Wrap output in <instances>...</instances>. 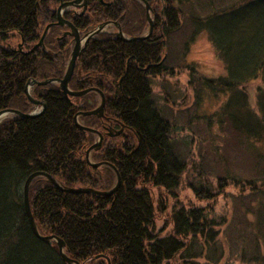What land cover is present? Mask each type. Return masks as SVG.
I'll return each mask as SVG.
<instances>
[{"label":"trees","instance_id":"obj_1","mask_svg":"<svg viewBox=\"0 0 264 264\" xmlns=\"http://www.w3.org/2000/svg\"><path fill=\"white\" fill-rule=\"evenodd\" d=\"M72 1L0 0V112L31 114L35 106L26 94L28 83L64 77L75 40L69 27L57 25V10ZM86 1L82 16L73 10L64 15L82 37L102 24L116 23L128 40L118 38L114 26L90 38L70 88L99 89L106 98L104 118L128 129L112 141L104 136L102 148L92 153L93 159L111 166L91 168L86 152L96 136L81 131L75 117L94 110L99 95L67 97L58 83L32 87L30 95L44 103V111L31 118L11 114L0 122V264H68L56 240L44 242L30 228L24 185L31 174H49L62 189L109 192L116 179L113 168L121 186L110 197L68 193L45 177L31 182L30 207L37 229L43 237L61 239L68 258L80 264L226 263L235 253L225 246L227 220L215 214L214 202L234 188L239 192L234 199L248 201L240 204L244 209L237 215L251 224L254 240L251 249L238 244L234 258L242 264H264V0H208L211 12L191 18L194 33L206 31L226 71L203 79L205 88L226 96L215 114L206 117L207 125L215 124L217 135H232L234 146L245 151L247 164L232 168L228 149L221 156L226 166L215 188L206 181L191 182L203 206L176 207L161 229L158 213H167L168 207L162 195L177 197L173 193L184 182L188 159L178 150L175 126L154 99L151 79L173 74V68L159 64L169 39L182 27V5H196L195 0H146L159 32L143 41H133L148 28L142 2ZM49 25L44 44L35 48ZM14 39L22 47L13 46ZM258 80L253 102L249 89ZM79 122L103 133V118L80 116ZM248 214L254 220H247Z\"/></svg>","mask_w":264,"mask_h":264},{"label":"rangeland","instance_id":"obj_2","mask_svg":"<svg viewBox=\"0 0 264 264\" xmlns=\"http://www.w3.org/2000/svg\"><path fill=\"white\" fill-rule=\"evenodd\" d=\"M81 4L83 5V2ZM194 4L196 5L193 4L182 5V10H183V16H182L183 19L181 21L182 27L178 33L174 34L169 39L168 44L165 46L163 64H166L168 66V69L173 68L174 69L173 74L165 73L164 75H160L159 77L156 76L155 78L152 77L151 79L154 99L156 100L158 107L162 110L165 119L170 121L171 124L175 126L177 132L174 136L177 142L179 143L177 145L178 150L182 153L183 156H185L188 159V169L183 178L184 182L181 188H179L178 191L173 193L176 194L177 197L168 195V193L162 195L164 196V200L167 201L168 207H167V213L166 212L164 214L158 213V218H157L158 229H161L164 225V222L170 219V214L176 207L203 206V203H201L199 199L196 198L191 188L192 183L200 184L206 181V183L212 184L213 187L215 188L216 177L224 173L223 169L226 166L221 163L222 162L221 156L226 155L228 149H230L231 157L229 158V163L232 164V168H236V169L241 168L242 165H240L239 162L244 161V164H247V161H245V151L241 149L238 150L236 146H234V144L231 142V140L233 139L232 135L224 136L223 133L225 132L223 131H220L221 134L217 135V132L215 130L216 125L213 124L212 127H209L207 125L206 117L213 116V113L216 110H218V108L226 99V96H224L223 94L216 95L209 88H205L203 79L220 77L222 75H225L226 71H225V66L222 63V61L219 59L216 50L213 44L211 43L206 31H198L194 33V30L196 29L191 22V18L193 16H201V15L204 16L209 11L211 12V8L208 5V0H195ZM70 10H73L76 14H78L79 12H81V14H85L87 11V7L86 8L84 6L74 7ZM160 13L161 12H159V14ZM62 16L64 21L71 23L70 21L64 18V15ZM150 16L153 27H152V33L149 35L151 26H150V22L147 19V11H146V23L148 28L144 33L145 36L147 35L151 36L154 31L159 32L158 30L159 26H156L157 30L155 28L158 19L153 13L152 6H151ZM159 18L161 19V17ZM64 26L69 27L66 24ZM71 31L72 30L69 27V34ZM117 33H119V30H117ZM39 43L40 41L38 42V44ZM12 44L13 46L19 45V47H22V42L19 39L12 40ZM38 44H36V46ZM41 46L38 45L37 47H41ZM190 67L194 68V73L190 69ZM49 80H55V79H49ZM38 82H44V81H38ZM258 85H260L259 80L255 81V83H253L251 88L249 89L250 92L252 93L251 97L253 102L255 101L256 98ZM90 89L96 90L91 92H96L99 95V103L101 104L102 92L97 88H90ZM90 89H86V90H90ZM70 90L72 89L70 88ZM86 90H82V91H86ZM72 91L82 92V91H74V90ZM28 97L29 99L37 101L33 99L31 95ZM68 97H72V96H68ZM31 103L34 104L35 110L38 111L39 108L37 107V105L32 101ZM100 104L95 109H97L100 106ZM40 114L41 112H39L38 115ZM6 117H8V115ZM90 129L95 130L101 133L102 135H104L102 132H100L97 129H93V128ZM95 136L96 139L94 140L92 145L87 149L86 155L88 154V150L91 147L98 145L100 142L99 135L95 134ZM103 141L104 139H102L101 144L103 143ZM110 141H112V138L110 139ZM227 144H228V148H227ZM219 149L223 151L221 152ZM97 150L93 149L91 151L88 159L89 162L86 157L87 165L94 169H99L102 166L110 167L111 165L106 164V162H104L105 164H103L102 166L95 167V165L102 163L92 158V153ZM113 171L116 174V179L112 190L117 185V180H118L117 175H119V173L116 171L115 168H113ZM55 181L57 182V179H55ZM79 188L92 189L95 192H104L101 190H95L91 187H87V188L79 187ZM79 188H73V189H79ZM238 193H239L238 190L234 188H228L226 190V193L220 196L217 199V201L214 202L215 214L218 217H223L226 218L227 220V225L224 227V232H223V234L225 233L224 235L227 237L225 246L227 249L232 247V251L233 253H235L233 254L232 257H230L231 260L222 264H242L240 261L235 260L236 258H234L238 254L239 247L237 245L240 244L241 246H243V244H249L247 248L251 249L252 244H254V240H252V238L250 237L251 224L250 223L248 224L247 221L243 219V215H237L239 213L238 212L239 208L244 209V207L241 206L242 205L241 203L248 202L245 198H242V200L234 199V196L237 195ZM158 197H159V192L157 191L154 194V198L157 199ZM242 220H243V227L241 226ZM247 220L249 221L254 220L253 214H248ZM236 225H238L240 228H237ZM241 234H246L248 238L243 237ZM224 235L222 237H224Z\"/></svg>","mask_w":264,"mask_h":264},{"label":"water","instance_id":"obj_3","mask_svg":"<svg viewBox=\"0 0 264 264\" xmlns=\"http://www.w3.org/2000/svg\"><path fill=\"white\" fill-rule=\"evenodd\" d=\"M141 2H143V4L145 5L146 7V10H147V19L148 21L150 22V26H151V29H150V32H149V35L152 33V23H151V17H150V12H151V6L150 4L146 1V0H140ZM83 2V5L81 4ZM82 7L84 6L85 8L87 7V1L86 0H74L72 2H69V3H63L60 5V7L58 8L57 12H58V22H57V25H60V26H64L65 24L68 25L70 28H71V32L70 34L74 37V40H75V46L73 48V51H72V54H71V57H70V61H69V65H68V68L66 70V73L64 75V77L62 79H55V80H48V81H44V82H38L37 80H32L28 83L27 85V89H26V94L28 96H30L29 94V91H30V88L33 87L34 85H38V86H45L49 83H54V82H57L59 83L60 85V90L63 92V94L65 96H72V97H81V96H84L86 95L87 93L91 92V91H96L95 89H90V90H86V91H82V92H73L72 90H70L69 88V84L71 82V79L74 75V72H75V68H76V63H77V60L78 58L80 57L81 55V52H82V48L85 47L87 45V41L96 36L98 33L102 32L105 27H107L108 24H103L101 26H99L96 30H94L93 32H91L88 36H85V37H81L79 31L69 22H66L64 21L63 19V12L68 9V8H74V7ZM51 25H49L41 40H40V43L38 44L39 46H41L43 44V41H44V38L48 32V30L50 29ZM118 37L122 40H127L124 38L123 36V33L121 31V29L119 28V33H118ZM147 36H144V37H138V38H134L133 41H143L144 39H146ZM37 45V46H38ZM36 46V47H37ZM101 98H102V102L100 104V106L93 110V111H90V112H82V113H79L76 115L75 117V123L78 125V127L83 130V131H86V132H91V133H95V134H98L99 135V138H100V142L98 145L96 146H93L91 147L89 150H88V154H87V160L89 159V155L91 153V151L93 149L97 150V149H100L101 147V141L103 139L102 135L95 131V130H92L90 128H87V127H84V126H81L79 123H78V118L79 116L83 115V116H89V115H96V116H99V117H102L104 115V107H105V103H106V99H105V96L101 93ZM32 102H34L36 105L38 106H43V108H45V105L43 102L41 101H34L32 99H30ZM9 114H18V115H21L22 117L24 118H31V117H34V116H37L38 114H22L21 112L19 111H15V110H7V111H2L0 112V121L2 119H4L7 115ZM119 135V134H117ZM89 162V160H88ZM104 163H101V164H98V165H95V167H98V166H102ZM36 177H45L47 178L53 185L55 186H58L59 188H61L59 186V184L55 181V178L49 174H46V173H42V172H35L33 174H31L27 180L25 181V185H24V201H25V208H26V214H27V217H28V220H29V225H30V228L32 230V232L34 233V235L38 238H40V240H43L44 242H48L50 243L51 241L53 240H56L58 242V246H59V250H60V253L61 255L63 256V259L68 263V264H80L79 262L77 261H74L70 258H68L65 253H64V247H65V244L64 242L55 237V236H49V237H43L40 235L38 229H37V226H36V222H35V219H34V216L32 214V211H31V207H30V202H29V188H30V184L31 182L36 178ZM117 185L115 186V188L113 190H111L110 192H95L94 190L92 189H84V188H79V189H62L68 193H72V194H97V195H100V196H107V197H110L112 196L113 194H115L120 186H121V178L119 175H117Z\"/></svg>","mask_w":264,"mask_h":264},{"label":"flooded vegetation","instance_id":"obj_4","mask_svg":"<svg viewBox=\"0 0 264 264\" xmlns=\"http://www.w3.org/2000/svg\"><path fill=\"white\" fill-rule=\"evenodd\" d=\"M77 15V14H76ZM83 14H81V16H82ZM112 31L114 30L113 28L111 29ZM116 36H117V33H116ZM150 37V36H149ZM148 37V38H149ZM162 64H163V61L159 64V66H162ZM155 67H156V65H155ZM103 118V124H102V130H103V134L104 135H102L101 133V135H102V137H104V136H106L107 138H113V137H110V135H115L116 134V131H114V130H112V128H110V127H108V122L110 121V119L109 118H104V117H102ZM107 124V125H106ZM125 128H124V132L126 131V129H128V127H126V126H124ZM110 134V135H109ZM104 139V138H103ZM102 146H103V143L101 144V147H100V149L102 148Z\"/></svg>","mask_w":264,"mask_h":264},{"label":"bare ground","instance_id":"obj_5","mask_svg":"<svg viewBox=\"0 0 264 264\" xmlns=\"http://www.w3.org/2000/svg\"><path fill=\"white\" fill-rule=\"evenodd\" d=\"M65 13L66 12H64L63 13V15H65ZM31 90V89H30ZM44 111V110H43ZM120 121H118V120H116V119H110V121L108 122V124H109V126H110V128H112V130H114V131H116L120 136H123L124 135V131H122V129H121V127H120V123H119ZM78 123L81 125V126H83V124H81L80 122H79V118H78ZM76 124V123H75ZM113 124H116V126H111V125H113ZM77 125V124H76ZM77 127H78V125H77ZM79 128V127H78ZM80 129V128H79ZM81 130V129H80ZM81 131H83V130H81ZM99 150V149H98ZM86 157H87V155H86ZM102 163H104V162H102ZM105 164V163H104ZM106 164H109V163H106ZM90 194H92V193H90Z\"/></svg>","mask_w":264,"mask_h":264}]
</instances>
